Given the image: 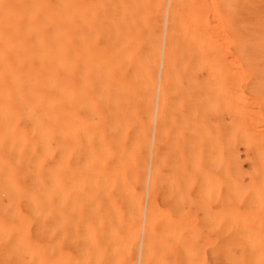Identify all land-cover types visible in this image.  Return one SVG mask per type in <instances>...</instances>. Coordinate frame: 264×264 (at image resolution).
<instances>
[{"label": "bare ground", "instance_id": "bare-ground-1", "mask_svg": "<svg viewBox=\"0 0 264 264\" xmlns=\"http://www.w3.org/2000/svg\"><path fill=\"white\" fill-rule=\"evenodd\" d=\"M163 25L262 27L264 0H0V264H210L168 260L166 210L142 187L141 39ZM187 31L208 30H172ZM255 180L233 177L234 192ZM226 206L233 223L253 218ZM223 256L237 261L215 264H264L259 250Z\"/></svg>", "mask_w": 264, "mask_h": 264}, {"label": "rangeland", "instance_id": "rangeland-1", "mask_svg": "<svg viewBox=\"0 0 264 264\" xmlns=\"http://www.w3.org/2000/svg\"><path fill=\"white\" fill-rule=\"evenodd\" d=\"M154 28L156 33L149 36L143 33L141 39L142 187L146 197L156 194L158 208L161 207L158 210H166L162 211L165 214L160 212L163 216L157 214L158 245L162 247L164 243L165 255L173 262L237 261L225 259L226 250L236 255L244 250H259L264 254V238L258 241L255 236L258 231L259 237L264 236V205H261L264 204V186L254 189L249 184L252 188L247 191L243 184L246 189H242V193L236 191L237 194L232 186L235 176H239L242 183L251 180L249 182L254 184L256 178L264 179V85L261 84L264 59L261 56L253 60L242 54L264 49V26L163 25L145 26L143 31ZM174 29L208 31L172 32ZM260 53L264 54V50ZM251 80L253 85H250ZM214 176L216 182L212 181L216 180ZM209 183L221 185L216 189L218 184L211 188ZM235 187L238 186L235 184ZM214 190L216 193L212 192ZM231 194L236 196L231 197L233 200L229 198ZM254 201L256 204H252ZM228 202L232 203L231 211L234 206L245 215L252 212L253 218L249 216L248 220L233 223L232 213L224 212ZM209 208L212 210L207 211ZM213 210L223 217L226 214L227 220H222L221 216H218L221 220H214L217 216L210 215ZM183 214H187L186 222L191 225H181ZM191 217L194 223L190 222ZM170 223L179 230L170 225L174 229L171 232L166 228ZM245 225L250 232L258 227L256 234L253 236L247 231L248 234H243L241 230L248 228ZM197 226L198 229H194ZM177 231L180 236L176 235ZM201 234L208 236L203 237L208 243L206 248V244H202L204 248L197 245ZM244 236L245 241H242ZM206 238L211 241L207 242ZM187 239L192 245L197 242L195 247L204 249L205 252L201 250L204 260L197 259L199 255H190L191 244L182 245Z\"/></svg>", "mask_w": 264, "mask_h": 264}]
</instances>
